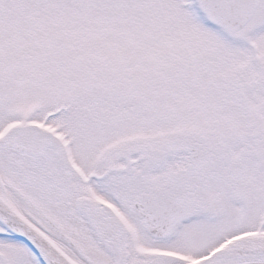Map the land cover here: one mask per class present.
Instances as JSON below:
<instances>
[{"label":"snow or ice","instance_id":"1","mask_svg":"<svg viewBox=\"0 0 264 264\" xmlns=\"http://www.w3.org/2000/svg\"><path fill=\"white\" fill-rule=\"evenodd\" d=\"M0 264H264V0H0Z\"/></svg>","mask_w":264,"mask_h":264}]
</instances>
